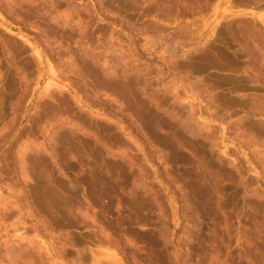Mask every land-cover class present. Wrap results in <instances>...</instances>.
Listing matches in <instances>:
<instances>
[{
    "label": "rangeland",
    "instance_id": "374dc122",
    "mask_svg": "<svg viewBox=\"0 0 264 264\" xmlns=\"http://www.w3.org/2000/svg\"><path fill=\"white\" fill-rule=\"evenodd\" d=\"M0 264H264V0H0Z\"/></svg>",
    "mask_w": 264,
    "mask_h": 264
}]
</instances>
